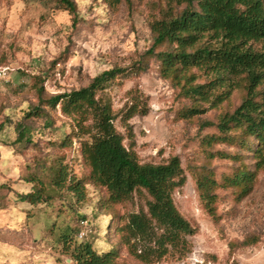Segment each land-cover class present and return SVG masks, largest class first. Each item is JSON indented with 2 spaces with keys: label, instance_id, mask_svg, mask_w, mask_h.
I'll list each match as a JSON object with an SVG mask.
<instances>
[{
  "label": "rangeland",
  "instance_id": "1",
  "mask_svg": "<svg viewBox=\"0 0 264 264\" xmlns=\"http://www.w3.org/2000/svg\"><path fill=\"white\" fill-rule=\"evenodd\" d=\"M74 1L75 19L69 11L59 8L56 0H0V184L11 188L9 192L4 190L0 209V264H74L63 253L57 230L51 228L67 225L80 229L83 219L92 230L86 240L92 241L96 250L118 245L107 214L110 211L101 207L104 191L91 183L85 185L86 197L81 201L64 190L55 192L44 204L31 205L18 199L31 189L26 178L39 175L46 181V166L63 155L73 174L81 178L88 174L77 139L66 148L52 145L73 128L58 109L49 111L52 127L43 119L31 121L34 145L21 147L14 143L13 122L37 103V88L42 86L46 97L84 86L91 77L113 65L126 67L149 46V22L165 7L164 0L133 1L131 6L122 4L116 9L101 0ZM131 89L147 97L149 106L145 116L130 120L132 151L143 163H164L170 156L179 158L186 180L175 189L173 201L194 228L186 236L187 251H170L150 264H264V171L259 172L253 191L243 199L235 198L229 188H218L217 218L203 209L194 179L202 164L210 167L216 177L236 167L233 160L209 158L210 152L239 150L221 142L204 144L203 136L216 134L217 130L214 126L202 127L200 122H216L220 112L238 103L243 91L236 90L229 100L199 117L181 119L177 111L189 105V100L179 96V87L162 77L158 63L151 60L145 72L127 73L110 82L102 96L118 114L129 103ZM114 124L124 134L118 117ZM124 142L128 146L127 140ZM244 162L252 161L245 158ZM146 200V195L136 193L115 210L119 216L146 211ZM80 234L77 241L81 240ZM248 236H255L257 242L242 245ZM119 264L146 263L121 247Z\"/></svg>",
  "mask_w": 264,
  "mask_h": 264
},
{
  "label": "trees",
  "instance_id": "2",
  "mask_svg": "<svg viewBox=\"0 0 264 264\" xmlns=\"http://www.w3.org/2000/svg\"><path fill=\"white\" fill-rule=\"evenodd\" d=\"M56 1L59 8L76 18L74 0ZM101 1L116 9L140 0ZM164 1L161 15L149 22V46L137 53L129 65H113L91 77L84 86L46 97L43 87L39 86L37 103L13 122L14 143L21 147L34 145L31 121L43 119L45 125L52 127L49 111L58 109L73 128L52 145L66 148L77 139L80 156L88 169L85 178L77 177L64 162L63 155L46 166L43 176L46 181L39 175L26 178L31 189L18 196L20 201L44 204L59 190L81 201L86 197L87 183L104 191L101 207L105 212L110 211L107 214L118 237L116 247L96 250L93 242L86 240L92 230L84 219L80 229L67 225L62 229L51 228L57 230L62 251L74 264H119L121 247L146 264L162 259L170 251L188 250L186 236L194 228L173 201L175 189L186 180L179 158L170 156L164 163H143L132 151L134 133L130 120L148 113L147 97L131 89L129 103L117 114L102 96L110 82L127 73L145 72L151 60L158 63L162 77L179 87V96L189 100V105L177 111L181 119L199 117L229 100L236 90L243 91L238 103L220 112L216 122H200L202 127L214 126L217 130L216 134L203 136L204 144L221 142L239 150L209 153L211 159L217 156L236 162L232 172L216 177L210 167L202 164L194 175L199 200L208 215L217 218L218 188H229L235 198L243 199L253 191L259 172L264 171V0ZM117 117L124 134L114 124ZM245 158L251 164L244 162ZM5 189L9 192L11 188L0 184V209ZM136 193L147 196L146 211L140 209L119 216L115 206L130 201ZM81 232V240L77 241L76 236ZM256 242L255 236H248L241 244Z\"/></svg>",
  "mask_w": 264,
  "mask_h": 264
},
{
  "label": "built area",
  "instance_id": "3",
  "mask_svg": "<svg viewBox=\"0 0 264 264\" xmlns=\"http://www.w3.org/2000/svg\"><path fill=\"white\" fill-rule=\"evenodd\" d=\"M81 236L83 235V232H81V234H80Z\"/></svg>",
  "mask_w": 264,
  "mask_h": 264
}]
</instances>
